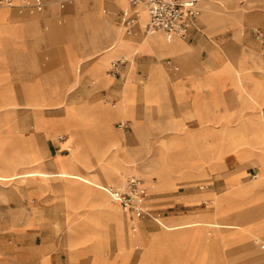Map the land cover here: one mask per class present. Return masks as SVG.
Returning <instances> with one entry per match:
<instances>
[{
    "label": "crops",
    "instance_id": "0c3cea01",
    "mask_svg": "<svg viewBox=\"0 0 264 264\" xmlns=\"http://www.w3.org/2000/svg\"><path fill=\"white\" fill-rule=\"evenodd\" d=\"M12 2L0 8V183L18 182L11 194L32 208L33 216L17 225L18 239L35 227L33 250L23 249L12 264H60L57 237L40 235L45 226L67 227V263L73 237L83 240L77 250L89 264L103 253L107 262L125 264L135 249L137 264H202L196 258L205 252L203 243L221 253L250 238L263 240L264 206L246 218V227L228 221L244 203L247 209L263 205L256 197L264 196V152L253 179L245 164L253 148L264 150V0H201L185 40L144 35L139 19L125 34L120 14L126 0ZM116 60L122 69L109 75ZM120 122L127 127L116 126ZM232 142L241 149L226 150ZM188 144L193 148L185 153ZM153 147L159 148L158 169H140L138 151ZM217 148L224 152L218 155ZM146 172L149 186L154 175L162 185L175 176L209 180L204 191L168 201L200 207L208 200L215 215L167 216L147 236L135 217L123 216L106 191L89 183ZM62 207L67 220L44 218ZM90 220L96 240L83 232ZM200 223L218 237L206 240ZM118 239L122 252L113 261Z\"/></svg>",
    "mask_w": 264,
    "mask_h": 264
},
{
    "label": "rangeland",
    "instance_id": "374dc122",
    "mask_svg": "<svg viewBox=\"0 0 264 264\" xmlns=\"http://www.w3.org/2000/svg\"><path fill=\"white\" fill-rule=\"evenodd\" d=\"M122 28V26H120ZM132 29V28H131ZM130 29V33H131ZM122 31L127 34L124 29L122 28ZM162 33H157L156 35H160ZM155 35V34H154ZM109 73V71H108ZM119 75V74H118ZM117 75V76H118ZM251 121L256 122L257 117L256 116H250ZM250 121V122H251ZM120 123H117L116 126H118ZM189 125H193L190 123ZM249 135H252V130H250ZM233 143V142H232ZM238 146V145H237ZM193 148L192 145H186L184 148L185 153L191 151ZM140 148L138 151V158H143L142 161H139L137 164L140 169L145 171H154L158 169V151L159 148L153 147V148ZM232 150L235 152L240 150L241 148H237L234 143L233 146H230V148H227L226 150ZM142 150V151H141ZM148 150V152H143ZM255 155L250 156L249 162L245 164V169L248 173H250V178L253 179L255 177L257 168L259 167V164L256 160V158H259L263 156L264 150L259 146L256 148H253ZM224 151H221V148H217L218 155H221ZM193 155V153H192ZM247 156V157H249ZM164 159V158H163ZM231 158L227 160L228 163V169H231V165L234 163L229 162ZM233 162V161H232ZM125 162L122 164L121 168L125 169L124 167ZM225 169V167H223ZM233 169V168H232ZM144 171V172H145ZM130 177H136L141 181L143 186L146 189V198L143 204V213L137 214H130L131 211H123L122 208L119 206V211L123 216H127L129 219L134 220V217L136 218V223L139 225L140 230L143 234L147 236H151L153 233L157 232L160 229V226L158 225V220H165V217L167 216H173L172 218L182 217V214H186V218H205L210 219V215H215L214 211H211V205H209L208 200H204L202 204H200V207H196L191 203L189 206L183 207L181 205L175 204L173 201H168L169 199L173 200L174 195H184L189 194L193 195L195 193H199L204 191L207 187L210 186L209 180L201 178L202 176H195L190 178H182V177H173L170 179L169 185H162L161 180L159 177L154 175L155 182H152V184L149 186V172L143 173L142 175L136 173L135 175H128L124 178H121L119 182L115 183L113 180L105 178L104 181H101L103 184L108 186L109 188L115 186V188H123L126 184V181ZM18 185V182L12 181L10 183H0V264L6 263V264H12L14 259L19 255L20 252L23 251V249L26 248V251L33 250L30 248H34V239L32 236H34V229L35 227L26 228V231H22V237L20 240L17 237L18 234V228L17 225L26 222L29 220L32 216V208H26L24 206L23 202L18 201L17 196L11 194L12 190H16ZM95 191V190H94ZM109 200L112 202L110 196L107 195ZM246 197V196H245ZM107 198V199H108ZM244 198V196L242 197ZM241 198V199H242ZM257 202L263 204L262 206L255 207L253 209H250V207L247 209L244 206L247 205V203H244L242 209H237L233 211L230 214V219L228 222H233L234 226H236V223H240L246 227V218H248L251 214H256L260 209L264 206V196L258 195L256 197ZM254 200V198H251V201ZM114 203V202H112ZM118 205V204H117ZM116 206V203H115ZM261 207V208H259ZM259 208V209H257ZM257 209V210H256ZM44 215V218L47 219H65L67 220L68 215L65 208L56 209L51 213L46 212ZM46 215V216H45ZM134 215V216H133ZM217 215V214H216ZM126 217V218H127ZM212 220L219 221L220 219L215 218L212 216ZM49 221H47L48 223ZM227 222V223H228ZM89 223L91 225H88V227L83 229L84 234L87 238H93L97 239V227L94 223V220H90ZM88 223V224H89ZM108 223H111V221H108ZM231 224V223H229ZM204 229L201 231H205V239L209 240V237L213 235V238H217V232L213 233L209 231L207 228V223H200L199 224ZM241 228V227H240ZM67 227H51V226H45L42 227V233L40 235L48 234L53 235L57 237L56 249L54 253L59 258L60 264H89L87 261H82L81 258H79L77 247L79 245L83 244V240L76 241L73 237L69 244V262L67 263V257L68 253L67 250H65V245L67 242L65 241V234H66ZM108 230H110V235L108 238H110V251L108 255L111 257V255L114 252V244H113V237H111L112 233V226L108 227ZM240 232L244 231H237L236 234L230 237H236L240 234ZM247 233V232H246ZM130 234L129 236L131 238L135 237V229L131 228L128 232ZM248 234V233H247ZM26 236V240L23 241L24 237ZM226 235V234H225ZM28 236H31V239L27 238ZM117 236V235H116ZM84 237V239L86 238ZM248 237L249 234H248ZM40 238V237H39ZM39 238L37 240H39ZM264 240V237H263ZM261 239H252L250 238V242L247 245L235 247L231 251L227 252H218L215 249V253H210L211 249L209 242L203 243L202 248L204 249L205 245V252H203L202 258H196L199 261L202 262V264H264V242ZM37 244H40V242H36ZM121 240H117V246L121 247ZM116 253L113 255V261L116 259V257L122 252H119V248H116ZM221 249V248H220ZM219 249V250H220ZM143 250H146V246L143 245ZM94 252L97 251V248L94 247ZM30 252V251H29ZM100 254V252H98ZM103 258L96 262L95 264H111V262L105 261L106 253H103ZM140 255V250L135 249L132 252L129 253V255L126 257L125 264H137L138 259ZM220 255V256H219ZM208 256V257H206ZM211 256V257H210ZM110 259L109 257H107ZM39 261V263H36ZM44 260H34V259H27L26 261L19 262V264H45ZM15 263V262H14ZM18 264V263H17Z\"/></svg>",
    "mask_w": 264,
    "mask_h": 264
},
{
    "label": "built area",
    "instance_id": "2783aa9c",
    "mask_svg": "<svg viewBox=\"0 0 264 264\" xmlns=\"http://www.w3.org/2000/svg\"><path fill=\"white\" fill-rule=\"evenodd\" d=\"M128 7L121 11L120 25L127 34L140 18L141 10L146 14L143 34L150 35L161 32L167 37L177 36L187 39L189 27L200 14L201 0H126ZM13 7L12 0H0V8ZM39 8V7H38ZM257 37L259 35L257 34ZM122 61L110 63L109 75L117 76L122 69ZM119 127H127L121 123ZM112 202L118 204L123 211L136 214L143 213L146 189L139 179L130 177L123 188L108 190Z\"/></svg>",
    "mask_w": 264,
    "mask_h": 264
},
{
    "label": "bare ground",
    "instance_id": "6f19581e",
    "mask_svg": "<svg viewBox=\"0 0 264 264\" xmlns=\"http://www.w3.org/2000/svg\"><path fill=\"white\" fill-rule=\"evenodd\" d=\"M145 21H146V14H145V12L143 11V10H141V13H140V18H139V23L143 26L144 25V23H145ZM157 33H161V32H155V33H153V34H150V35H156ZM96 51V50H95ZM62 175V174H61ZM1 176V175H0ZM13 176H14V174H13ZM89 183H91L92 185H94L93 187L95 188V189H98L99 191H102V192H104V191H106L107 193H108V190H111L112 188H115V186H113V187H111V188H109L108 186H106L105 184H103L101 181L100 182H95V181H91L90 180V182ZM115 204V203H114ZM117 205V204H116ZM118 207H119V205H117ZM134 213V212H133ZM220 223V222H219ZM195 226V225H194ZM208 226H210V225H208ZM117 248H119L118 250H119V252L121 251V249H120V247L119 246H117Z\"/></svg>",
    "mask_w": 264,
    "mask_h": 264
}]
</instances>
